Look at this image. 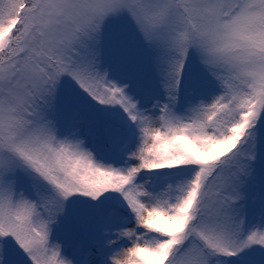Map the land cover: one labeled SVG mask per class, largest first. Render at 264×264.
<instances>
[{"label": "snow or ice", "instance_id": "snow-or-ice-1", "mask_svg": "<svg viewBox=\"0 0 264 264\" xmlns=\"http://www.w3.org/2000/svg\"><path fill=\"white\" fill-rule=\"evenodd\" d=\"M0 264H264V0H0Z\"/></svg>", "mask_w": 264, "mask_h": 264}]
</instances>
